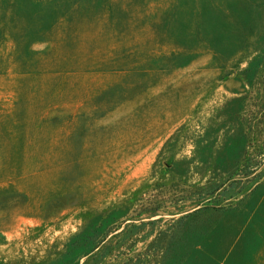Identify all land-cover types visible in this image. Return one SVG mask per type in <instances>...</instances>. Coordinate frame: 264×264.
Instances as JSON below:
<instances>
[{"label":"rangeland","instance_id":"1","mask_svg":"<svg viewBox=\"0 0 264 264\" xmlns=\"http://www.w3.org/2000/svg\"><path fill=\"white\" fill-rule=\"evenodd\" d=\"M0 264H264V0H0Z\"/></svg>","mask_w":264,"mask_h":264}]
</instances>
